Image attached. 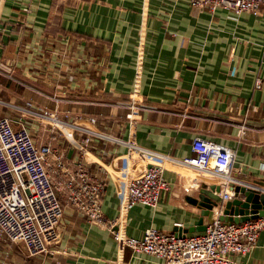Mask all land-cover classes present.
<instances>
[{
	"label": "crops",
	"instance_id": "1",
	"mask_svg": "<svg viewBox=\"0 0 264 264\" xmlns=\"http://www.w3.org/2000/svg\"><path fill=\"white\" fill-rule=\"evenodd\" d=\"M42 110L63 124L51 130ZM0 117L61 151L70 170L82 162L96 173L102 213L126 236L147 228L202 233L193 229L196 170L167 164L168 188L154 208L124 211L125 185L159 155L190 156L200 136L235 151L233 186L264 191V13L197 9L187 0H0ZM75 125L93 132L83 155ZM46 166L63 205L58 238L28 256L0 234V264H163L89 223L67 204L52 157ZM223 191L233 199L229 185ZM234 259L264 264V230Z\"/></svg>",
	"mask_w": 264,
	"mask_h": 264
},
{
	"label": "built area",
	"instance_id": "2",
	"mask_svg": "<svg viewBox=\"0 0 264 264\" xmlns=\"http://www.w3.org/2000/svg\"><path fill=\"white\" fill-rule=\"evenodd\" d=\"M193 8L213 11L225 8L234 14L258 16L264 13V0H187ZM261 81L256 80L259 87ZM51 130L63 122L56 113L42 110L37 114ZM94 124L95 119H86ZM0 117V234L12 243L23 245L28 256L48 252V246L58 238V225L63 205L57 185L52 181L47 160L65 175L63 186L68 205L81 212L86 220L107 229L119 246L162 260L163 264H244L234 256H244L254 248L258 234L264 230V216L240 223L219 220L221 208L215 210L212 222L202 233L177 235L174 231L147 228L139 238L126 236L119 229L118 220L104 217L101 210L103 183L82 162L70 170L69 162L61 151L51 145L37 146L28 128L20 121ZM82 132V155L87 151L93 133L85 127L73 126ZM191 155L176 158L159 155V161L130 177L125 185L124 211L135 204L154 208L162 191L168 188L163 177L167 164L180 165L200 174L198 183L217 179L219 185L232 183L229 175L235 163V151L209 139L194 136ZM261 190V189H258ZM262 191V190H261ZM222 203L231 194L220 192Z\"/></svg>",
	"mask_w": 264,
	"mask_h": 264
},
{
	"label": "water",
	"instance_id": "3",
	"mask_svg": "<svg viewBox=\"0 0 264 264\" xmlns=\"http://www.w3.org/2000/svg\"><path fill=\"white\" fill-rule=\"evenodd\" d=\"M229 187L234 192V197L232 200L222 203L219 196L221 188L219 184H197L194 191V201L200 207L201 212L199 220L195 222L196 228L193 229L204 230L212 222V216L218 208L222 209L218 218L226 224H237L258 216H264V191L242 185L233 186L230 184ZM177 231L181 235L182 230L177 229Z\"/></svg>",
	"mask_w": 264,
	"mask_h": 264
},
{
	"label": "rangeland",
	"instance_id": "4",
	"mask_svg": "<svg viewBox=\"0 0 264 264\" xmlns=\"http://www.w3.org/2000/svg\"><path fill=\"white\" fill-rule=\"evenodd\" d=\"M36 143V142H35ZM38 146V145H37Z\"/></svg>",
	"mask_w": 264,
	"mask_h": 264
}]
</instances>
